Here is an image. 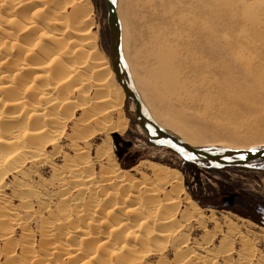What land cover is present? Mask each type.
Segmentation results:
<instances>
[{"label":"bare ground","instance_id":"obj_1","mask_svg":"<svg viewBox=\"0 0 264 264\" xmlns=\"http://www.w3.org/2000/svg\"><path fill=\"white\" fill-rule=\"evenodd\" d=\"M81 2L0 0V264H220L219 257L231 254L229 241L217 249L207 243L192 248L183 233L192 222L200 221V229L213 222L214 212L205 216L182 196L179 171L152 161L123 170L115 160L110 134L125 130V94L120 85L112 89L115 74ZM145 6L154 13L149 0H118L116 11L135 89L205 102L204 82H212L189 73L197 53L214 57L212 44L190 39L198 36L200 23L178 14L176 34L164 32L151 27L152 12ZM133 11L141 22L134 33ZM71 121L75 125L67 134ZM97 134H105L104 141L91 158L89 140ZM61 139L72 155H61ZM60 155L61 164L53 165ZM44 167L52 172L48 180L40 178ZM31 220L37 236L28 227ZM19 227L23 233L15 239ZM240 241L239 264H264L253 240Z\"/></svg>","mask_w":264,"mask_h":264},{"label":"rangeland","instance_id":"obj_2","mask_svg":"<svg viewBox=\"0 0 264 264\" xmlns=\"http://www.w3.org/2000/svg\"><path fill=\"white\" fill-rule=\"evenodd\" d=\"M149 1L154 13L151 7H145H149L152 12L148 15L151 27L176 34L177 18L192 17L201 27L197 29L199 32L196 31L198 36L193 35L190 39L199 46L212 44L214 52L213 58L201 53L191 57L189 73L205 75L212 82H204L203 88L208 93V98H204L205 102L200 99L191 101L185 94L173 96L161 92L155 97L135 89L154 121L179 139L186 137L194 140V148H207L205 145H215L217 148L234 145L249 150L264 148V0ZM81 4V7L88 9L85 12L90 14L91 31L97 35L98 48L109 61L106 2L82 0ZM118 18L122 29V18L120 15ZM130 18L133 33L139 31L141 22L138 12H131ZM133 24L136 25L135 28ZM188 27L189 23H186L185 28ZM181 34L188 37L189 31L181 28ZM131 79L134 83V78ZM112 81L113 90L120 87L115 75ZM223 88L225 94L222 92ZM199 91L201 95L203 91ZM126 108L129 113L134 114L133 104L124 99L122 109L126 119L125 130L110 134L112 152L119 166L128 170L141 161H152L175 169L182 175L185 190L182 196L187 195L202 209L205 216L210 211L214 212V221H206L204 228L198 227V221L188 224L183 230L192 243L191 247L207 243L208 249H217L221 242L229 241L231 254L227 258L219 257L218 260L220 264L227 259L233 264H239L238 259L242 254L240 239L246 237L253 240L260 256L264 257V219L262 212L260 213L264 208V161H254L244 168L221 170L210 168L202 161L186 162L174 152L151 142L128 117ZM76 116L79 117L80 113H76ZM110 117L113 122L119 120L116 112H112ZM74 125L73 121L68 124L67 134L72 133ZM104 135L97 134L89 140L91 158H94L95 150L104 141ZM114 142L116 149L113 148ZM67 144V140H60L61 155H72L66 148ZM118 145L122 148V154L117 151ZM61 155L52 159L53 165L61 164ZM95 170H98V165H95ZM40 171L41 179L51 178L50 168L44 167ZM35 182L38 183V179ZM6 194H11L10 187ZM13 204L18 205V202L15 200ZM225 216L231 220L230 224L224 220ZM29 222V229L37 236L36 221ZM229 225L232 226L229 228ZM20 228L15 229V239L23 233Z\"/></svg>","mask_w":264,"mask_h":264},{"label":"water","instance_id":"obj_3","mask_svg":"<svg viewBox=\"0 0 264 264\" xmlns=\"http://www.w3.org/2000/svg\"><path fill=\"white\" fill-rule=\"evenodd\" d=\"M109 30V63L118 84L125 94V102L133 104L134 114L128 117L144 132L147 138L159 147L166 148L184 161L190 163L206 162L213 169L244 168L254 161H264V148L250 150H230L224 148H194L161 128L151 114L133 85L128 66L122 52L121 23L117 16V0H105ZM116 149V142L113 144Z\"/></svg>","mask_w":264,"mask_h":264},{"label":"flooded vegetation","instance_id":"obj_4","mask_svg":"<svg viewBox=\"0 0 264 264\" xmlns=\"http://www.w3.org/2000/svg\"><path fill=\"white\" fill-rule=\"evenodd\" d=\"M117 151L119 152V154H122V153H123V152H122V148H121L120 145L117 146ZM262 210H264V208H262ZM262 210H260V213L262 212V214H263V219H264V212H263Z\"/></svg>","mask_w":264,"mask_h":264}]
</instances>
